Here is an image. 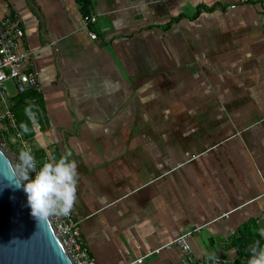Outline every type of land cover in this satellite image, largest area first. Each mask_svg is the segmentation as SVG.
<instances>
[{
	"label": "crops",
	"instance_id": "obj_1",
	"mask_svg": "<svg viewBox=\"0 0 264 264\" xmlns=\"http://www.w3.org/2000/svg\"><path fill=\"white\" fill-rule=\"evenodd\" d=\"M88 1V17L76 0L0 14L18 17L41 84L27 146L72 152L90 254L180 264L161 247L196 229L191 264H248L231 241L264 228V0Z\"/></svg>",
	"mask_w": 264,
	"mask_h": 264
},
{
	"label": "built area",
	"instance_id": "obj_2",
	"mask_svg": "<svg viewBox=\"0 0 264 264\" xmlns=\"http://www.w3.org/2000/svg\"><path fill=\"white\" fill-rule=\"evenodd\" d=\"M89 20L93 22L95 17H91ZM89 35L92 39L97 37L96 33L91 30ZM23 38L24 31L16 14L10 10L3 11L0 14V147L5 150L7 146L14 144L17 148L14 151L16 163L20 151L30 149L37 161V169H39L47 161V157L40 154L39 150L27 146L28 139L23 136L18 128L12 110L13 101L8 86L9 83H13L16 94L27 91L39 93L41 91L38 71L34 62V51L22 46ZM34 175V173H30L33 178ZM49 221L73 264H98L83 241L79 222L74 218L73 212L69 217H52ZM195 231L196 229L185 231L179 234L171 243L161 248L179 247L183 252L180 264H191L193 254L190 237ZM185 245L188 246L190 251H185ZM158 250L159 248L155 249L154 252ZM146 256L144 255L134 262L140 263Z\"/></svg>",
	"mask_w": 264,
	"mask_h": 264
},
{
	"label": "water",
	"instance_id": "obj_3",
	"mask_svg": "<svg viewBox=\"0 0 264 264\" xmlns=\"http://www.w3.org/2000/svg\"><path fill=\"white\" fill-rule=\"evenodd\" d=\"M13 165L0 147V264H73L50 221L32 217L25 192L9 173Z\"/></svg>",
	"mask_w": 264,
	"mask_h": 264
},
{
	"label": "clouds",
	"instance_id": "obj_4",
	"mask_svg": "<svg viewBox=\"0 0 264 264\" xmlns=\"http://www.w3.org/2000/svg\"><path fill=\"white\" fill-rule=\"evenodd\" d=\"M31 119L34 113L27 110ZM27 131L26 126H24ZM72 152L65 150L59 159L46 161L37 169V161L30 149H23L18 162L9 169L16 188L26 194L27 204L33 218L38 222H47L50 218L69 217L77 199L78 165L70 159ZM34 173V178L30 176ZM264 237V228L259 229ZM185 251H190L185 245ZM251 255L248 264H264V245L255 241L249 249ZM208 260H215V253L208 255Z\"/></svg>",
	"mask_w": 264,
	"mask_h": 264
},
{
	"label": "trees",
	"instance_id": "obj_5",
	"mask_svg": "<svg viewBox=\"0 0 264 264\" xmlns=\"http://www.w3.org/2000/svg\"><path fill=\"white\" fill-rule=\"evenodd\" d=\"M77 4L80 6V10L86 16L88 12V0H76ZM88 17V16H86ZM35 93L34 91H31ZM29 91L24 93H17L11 99L13 100L12 110L15 114L18 128L23 133V136L26 139L31 138L34 135V131L32 128L31 118L28 115L27 110L31 109L34 115H37V109L34 103L30 101H25V98L28 96ZM37 95V94H36ZM24 126H26L27 131H25ZM14 146V144H12ZM15 147V146H14ZM40 154L45 155L44 151L41 149ZM256 227L254 221H248L242 224L237 229V235L232 239L231 243L236 247L238 256L245 257L248 261L250 258V247L252 244L259 240L261 245H264V237L259 235V231L255 232L253 228Z\"/></svg>",
	"mask_w": 264,
	"mask_h": 264
},
{
	"label": "rangeland",
	"instance_id": "obj_6",
	"mask_svg": "<svg viewBox=\"0 0 264 264\" xmlns=\"http://www.w3.org/2000/svg\"><path fill=\"white\" fill-rule=\"evenodd\" d=\"M13 90H14V89H13ZM13 90L11 89L10 92H12ZM5 150H6L7 154L9 155L10 159L12 160V162H13L14 164H16V158H15L16 154L14 153V151H16L17 148H15L14 146H12V145L10 144L9 146H7V148H6Z\"/></svg>",
	"mask_w": 264,
	"mask_h": 264
}]
</instances>
